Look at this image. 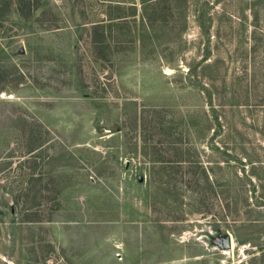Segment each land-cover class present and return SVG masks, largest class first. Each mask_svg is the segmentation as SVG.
<instances>
[{
  "label": "rangeland",
  "instance_id": "1",
  "mask_svg": "<svg viewBox=\"0 0 264 264\" xmlns=\"http://www.w3.org/2000/svg\"><path fill=\"white\" fill-rule=\"evenodd\" d=\"M0 3V264H264V0Z\"/></svg>",
  "mask_w": 264,
  "mask_h": 264
},
{
  "label": "trees",
  "instance_id": "2",
  "mask_svg": "<svg viewBox=\"0 0 264 264\" xmlns=\"http://www.w3.org/2000/svg\"><path fill=\"white\" fill-rule=\"evenodd\" d=\"M152 1H154V0H151V1H149V0H143V2H148V3H152ZM9 2L7 0V5L5 4V6H7V8H8V6L10 7L13 3H15L16 6H17L16 10L21 15H23L25 18L32 17L36 13V10L39 8L38 5L32 6L31 5V0H9ZM2 6H3V3H0V9H2L1 8ZM149 7H150V4L144 6V8H143V14L144 15L142 17H144V16L147 17V15L149 13V12L147 13V11H148V8ZM125 15L126 14H124V13L121 15V13H120L117 17L122 18ZM117 17L115 16L114 18H117ZM90 32H93V34H92L93 38H91V42L93 43V45L96 48L101 49L103 46L109 47V44L107 43V38L108 37L106 36L105 26H104L103 22H99V23L93 24V27L91 28ZM98 34L100 35V37H98ZM206 92L209 93V94L207 96H205L204 98H207L208 104L211 105L212 112L209 113V115H211V117H210V116H208L206 114L205 111H203V113H204V120H205L206 123L208 122V126H210V127H211V123L209 124V121H211V120H212V122L213 121L215 122V120L217 121L218 129L219 130H217V129L214 130L215 131L214 136H215L221 130V126H222L221 120H222V118H221V116L219 114V110L212 103V100L214 98L213 92H210L207 89H206ZM212 146H213V148H215L217 150H221V148L219 146H217L215 143L212 144ZM221 152L228 153L229 154V152H227L226 149H224V150L222 149ZM238 159H240V158H238ZM253 190H256L255 184L253 186ZM252 204L250 203V205H252ZM233 219L236 220V218H233ZM243 241L245 242V241H249V240H248V238H246L245 240H241L240 242H243ZM251 241H253V240H251Z\"/></svg>",
  "mask_w": 264,
  "mask_h": 264
},
{
  "label": "water",
  "instance_id": "3",
  "mask_svg": "<svg viewBox=\"0 0 264 264\" xmlns=\"http://www.w3.org/2000/svg\"><path fill=\"white\" fill-rule=\"evenodd\" d=\"M231 246V239L230 238H226L224 240V247H230Z\"/></svg>",
  "mask_w": 264,
  "mask_h": 264
}]
</instances>
